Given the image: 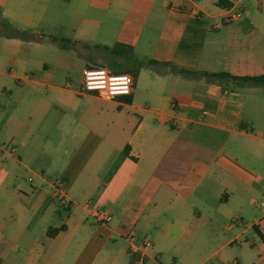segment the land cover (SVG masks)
<instances>
[{
	"label": "crops",
	"instance_id": "0c3cea01",
	"mask_svg": "<svg viewBox=\"0 0 264 264\" xmlns=\"http://www.w3.org/2000/svg\"><path fill=\"white\" fill-rule=\"evenodd\" d=\"M237 1L0 0L37 35L0 37V146L18 147L0 160V264H133L132 237L152 243L145 264H242L226 253L247 244L264 264V86L181 71L264 74V0L226 21ZM65 13L87 47L151 62L127 71L131 95L57 76L46 53Z\"/></svg>",
	"mask_w": 264,
	"mask_h": 264
},
{
	"label": "rangeland",
	"instance_id": "374dc122",
	"mask_svg": "<svg viewBox=\"0 0 264 264\" xmlns=\"http://www.w3.org/2000/svg\"><path fill=\"white\" fill-rule=\"evenodd\" d=\"M257 4V2H253L251 0L245 1V5L248 7L249 10L256 9ZM63 17L64 18L62 22L58 24L60 26H53L51 34L67 41H62L57 45L49 44L52 50L46 53V58L52 65L56 66L58 77H60L62 80H64L66 77H71L76 83H78L80 81L83 69L87 63L86 59L88 57H92L94 55H100L102 57L101 60H97L98 63H94L93 65L108 66V64L105 60V52L103 50H96L93 48L92 45H89V47H87L88 44L77 41V34L75 33V30L76 28H78L79 19L72 20L69 14L66 13ZM139 59L144 61V58ZM137 68L139 67H134L130 65V67L126 71L134 73V69ZM255 239L259 243V240L256 235ZM226 254L230 259L233 258L234 255H239L238 257L241 258L242 264H252V262L255 261L258 257V251L255 250L254 247H251L250 244L245 245L244 250H237L236 247H234L233 250L227 251ZM208 264L220 263L218 258L215 257L212 262Z\"/></svg>",
	"mask_w": 264,
	"mask_h": 264
},
{
	"label": "built area",
	"instance_id": "2783aa9c",
	"mask_svg": "<svg viewBox=\"0 0 264 264\" xmlns=\"http://www.w3.org/2000/svg\"><path fill=\"white\" fill-rule=\"evenodd\" d=\"M246 5L237 1L232 7L224 11L226 21H235L243 17ZM134 76L127 72L114 71L106 65H90L83 71L80 93L93 95L104 101H114L120 97L129 96L133 90ZM18 147L0 146V160L6 155H16ZM54 198L64 197L59 185L54 186ZM65 203V201H63ZM132 248L138 255L133 264H145L148 257L147 250L152 247L150 241H145L140 246L136 244V238H131Z\"/></svg>",
	"mask_w": 264,
	"mask_h": 264
},
{
	"label": "trees",
	"instance_id": "16d2710c",
	"mask_svg": "<svg viewBox=\"0 0 264 264\" xmlns=\"http://www.w3.org/2000/svg\"><path fill=\"white\" fill-rule=\"evenodd\" d=\"M0 37L6 38H22V39H36V34H34L29 29H21L4 17L0 11ZM53 41H67L65 39H59L52 37ZM69 42V41H68ZM96 50H103L105 52V60L108 66L114 71L124 72L126 71L130 65L134 67H143L146 65H150L151 62H144L136 57L134 53V49L132 46L129 45H121L116 44L112 47L109 46H94ZM183 72H190L192 74L198 75L202 78H205L208 81H219V82H231V83H243V84H252L257 86H264V74L256 75V76H233L228 73H207V72H195V71H186L181 70ZM129 147L127 146L124 150L126 155L129 154L128 152ZM64 229V227L53 229L48 232L49 236H55L59 231ZM253 230L260 238V240L264 243V235L259 231L258 226L254 225Z\"/></svg>",
	"mask_w": 264,
	"mask_h": 264
}]
</instances>
